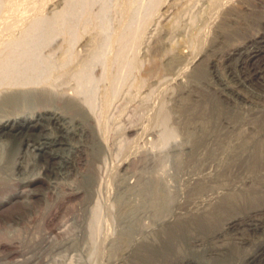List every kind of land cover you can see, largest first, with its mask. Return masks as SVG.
I'll list each match as a JSON object with an SVG mask.
<instances>
[{
	"label": "bare ground",
	"instance_id": "bare-ground-1",
	"mask_svg": "<svg viewBox=\"0 0 264 264\" xmlns=\"http://www.w3.org/2000/svg\"><path fill=\"white\" fill-rule=\"evenodd\" d=\"M96 2L99 0H63L68 9L64 7L49 20L40 17L29 24L26 10L6 5L4 14L12 12L13 15L0 18V178L2 174L14 177V171L25 174L28 157L41 162L33 178L14 177L9 184L0 182V204L13 197L27 198L36 194L37 191L29 187L38 181L52 188L55 182L47 177L48 172L67 176L68 169L76 171L81 155L88 157L85 158L86 168L76 171L80 174L78 185L67 191L62 187L55 203H45L36 209L32 225L36 234L42 233L44 221L64 199L81 193L84 198L75 208L79 213L72 210L79 232L93 234L92 228H97L104 203L100 205L95 200L89 205V201H84L91 195V184L99 169L95 166L98 168L95 171L94 163L103 160L104 151L108 149L105 144L107 122L101 112L107 101L108 104L112 101V97L106 95L107 88L111 89V94L116 93L137 69L134 55L139 40L162 6L161 0H143L136 19L133 15L124 30L120 28L123 31L105 28L108 33L104 32L107 34L105 43L92 42V57L91 53L89 55L92 59L85 57L74 71H67L71 63L79 60L76 48L80 40L93 28L96 16L91 10ZM1 6L2 3L0 11ZM259 23L264 27V19ZM217 28L221 36L235 42L228 43L207 61L213 81L205 79L204 84L210 90L206 103L213 128L197 137L190 147V162L199 171L189 179L186 176L189 183L184 196L186 201L177 211L154 215L146 235L135 241L128 264H264V74L258 71L240 80L235 73L257 56L264 64V32L242 37L241 31L228 23L221 22ZM238 36L242 41H237ZM251 44L254 46L248 48ZM127 54L132 57L126 58ZM96 63H100L99 75L93 72ZM112 67L113 75L109 71ZM155 68L154 65L148 68L147 75ZM202 74L204 69L198 68L192 77L203 80ZM101 78L108 82L107 91L104 89L106 94L103 92L107 101L103 100L104 106L98 110L94 94L97 88L90 85ZM69 80L74 85L62 89ZM219 102L229 104L230 108L221 111ZM217 151L221 155L213 164ZM234 188H238V193L220 200L215 198L219 192ZM191 193L193 198L189 197ZM191 206L196 208L191 211ZM103 208L107 212V206ZM35 239L21 234V246L30 247Z\"/></svg>",
	"mask_w": 264,
	"mask_h": 264
},
{
	"label": "rangeland",
	"instance_id": "rangeland-1",
	"mask_svg": "<svg viewBox=\"0 0 264 264\" xmlns=\"http://www.w3.org/2000/svg\"><path fill=\"white\" fill-rule=\"evenodd\" d=\"M113 1L109 0V4L108 0H99L94 4L91 10L96 16L93 30L80 40L76 48L81 52V55L78 53L79 60L71 63L67 71H74L78 62L85 57L92 59V42L100 45L105 43L108 34L105 28L124 30L130 18L136 15L133 18L136 19L141 13L143 0ZM263 1L161 0L162 6L146 26L137 52L135 51L137 69L132 71L133 74H129L130 78L116 93L112 91V94L114 92L116 95L113 94V97L108 82L106 84L103 78L90 85L97 88L94 94L97 97L95 101L98 103V110L102 108L101 105L104 106L106 95L112 97L109 104L104 100L107 104L101 111L107 122L105 144L109 150L104 151L103 160L94 163L95 171L98 169L95 166L99 167V172L96 171L98 176L95 175L92 181L91 195L84 201H89V205L97 201L100 205L104 203L107 206V212L106 207L103 208L104 205L101 207L103 213L97 224L98 229L92 228L93 234L90 232L89 237L79 232L81 230L76 225L77 217L73 213H79L75 208L80 206L84 198L82 193L64 199L55 212L44 221L42 233L36 234L32 226L36 219V209L42 208L45 203H55L62 187L63 191H67V188L78 185L80 174L76 171L82 172L87 165L85 158L88 157L83 154L76 165V171L68 169L67 176L60 177L56 175L57 172L47 173V177L55 182L53 189L47 187L44 181H38L29 187L37 192L27 197L28 199L13 197L6 201V204H0V264H128L135 241L146 235L144 233H147L148 224L154 215L172 214L177 211L186 201L184 196L187 184L189 185L188 179L199 171L190 162V147L197 137L213 128L211 112L206 103L210 90L204 84L205 79L213 81L207 61L218 55L228 43L235 42L221 36L218 24L228 23L232 28L241 31L242 37L264 32V27L259 23L264 19ZM1 3L3 8L0 18L13 15L12 12L4 14L6 5L20 6L26 10L28 24L40 17L49 20L64 7L68 9V4L63 3V0H0ZM105 8L108 10L105 11ZM106 22L108 26H105ZM27 23L24 24L27 26ZM242 37L238 36L237 41H242ZM253 46L254 44H251L248 48ZM127 55L129 57L126 58L132 57V54ZM96 64L93 72L94 75H99L100 63ZM153 65L156 67L155 72L147 75ZM197 67L204 69L203 80L192 77ZM109 71L114 74L113 67ZM258 71L264 74V64L260 56L245 63L242 71L237 69L235 73L243 80V77ZM68 82V86L63 85L62 89L66 90L74 85L72 80ZM106 88L109 92H106ZM103 92L107 93L104 97ZM218 108L226 111L230 105L219 102ZM221 123L224 124L223 121ZM85 144L88 145V142ZM220 155L217 151L213 164ZM27 161V172L18 174L14 171L15 179L35 176L37 166L39 167L41 162H34L29 157ZM102 161L106 165L102 164ZM5 175H1L0 182L9 184L10 179L14 177ZM237 190L238 188L221 191L215 198L220 200L224 196L238 193ZM92 195L98 197L95 199ZM193 196L191 193L189 197ZM194 208L196 206H191L190 210ZM58 229L64 231L63 234H60ZM20 233L30 240L37 239L30 247L24 248L20 243ZM107 234L108 236H105Z\"/></svg>",
	"mask_w": 264,
	"mask_h": 264
}]
</instances>
